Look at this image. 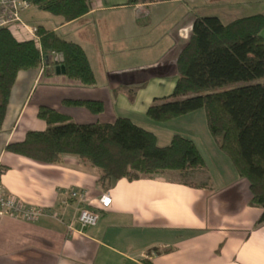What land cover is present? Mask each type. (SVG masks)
<instances>
[{
  "label": "crops",
  "instance_id": "crops-1",
  "mask_svg": "<svg viewBox=\"0 0 264 264\" xmlns=\"http://www.w3.org/2000/svg\"><path fill=\"white\" fill-rule=\"evenodd\" d=\"M89 1L90 11L78 19L43 16L47 25H36L83 46L97 83L84 86L58 73L59 56L51 55L41 67L20 71L12 88L0 130V182L8 194L46 213L34 222L1 215L0 264H264V223L259 222L264 209L251 204L249 181L217 143L208 139L209 149L197 143L191 124L163 143L176 133L196 142L208 168L189 174L165 172L103 184L101 171L76 155L47 164L7 149L29 131L49 127L39 116L42 105L77 123L124 116L146 127L153 121L148 107L175 88L177 59L196 17L217 16L227 23L264 13V0ZM68 100H97L104 109L94 113ZM82 189L100 220L84 229L77 223L70 232L67 224L78 204L70 200L66 207L61 201ZM107 192L111 205L98 207L96 200Z\"/></svg>",
  "mask_w": 264,
  "mask_h": 264
},
{
  "label": "trees",
  "instance_id": "trees-1",
  "mask_svg": "<svg viewBox=\"0 0 264 264\" xmlns=\"http://www.w3.org/2000/svg\"><path fill=\"white\" fill-rule=\"evenodd\" d=\"M39 9L70 22L87 14L89 0H32ZM264 13L223 22L217 16L196 17L191 36L177 59L178 79L172 94L151 104L149 119L168 122L204 110L208 130L242 178L249 181L251 204L264 209ZM40 45L18 40L0 28V130L12 88L22 70L35 69L58 55L65 75L94 86L96 75L79 43L38 26ZM100 113L97 100H68ZM39 116L49 127L29 131L7 149L37 162H61L65 154L101 171L99 182L137 180L165 172L206 170L196 142L176 133L160 145L154 131L124 116L113 122L77 123L42 105ZM264 223V211L259 221Z\"/></svg>",
  "mask_w": 264,
  "mask_h": 264
},
{
  "label": "built area",
  "instance_id": "built-area-1",
  "mask_svg": "<svg viewBox=\"0 0 264 264\" xmlns=\"http://www.w3.org/2000/svg\"><path fill=\"white\" fill-rule=\"evenodd\" d=\"M32 6V0H0V28L9 30L18 40H34L40 45L38 25L31 24L24 19V14ZM70 200L76 201L78 204L72 220L67 224L70 232L76 231L77 223L83 229L97 226L100 214L87 206L90 199L86 190H72L61 202L67 207ZM96 203L98 207L108 208L112 203L110 193H104L96 200ZM3 213L34 222L45 215L46 211L40 206L28 205L17 197L8 194L0 182V217Z\"/></svg>",
  "mask_w": 264,
  "mask_h": 264
},
{
  "label": "rangeland",
  "instance_id": "rangeland-1",
  "mask_svg": "<svg viewBox=\"0 0 264 264\" xmlns=\"http://www.w3.org/2000/svg\"><path fill=\"white\" fill-rule=\"evenodd\" d=\"M43 16H49L50 18H58L47 11L39 9L37 6L33 5L25 14L24 19H27L29 23H40L47 25L45 20L42 18ZM27 21V22H28ZM174 123H162L157 121H149V124H146V127H149L150 130L154 131L159 135V143L163 145L166 142V137L170 134L175 133L176 131H185L188 128V125L191 124L192 134L196 136V141L201 147L208 148L207 140L209 139L212 144H216L214 138L210 134L208 127L206 126V117L204 110L197 111L193 115H189L183 119H179L178 121H173ZM185 129V130H184ZM209 149V148H208ZM208 151V150H207ZM210 155V152H207ZM211 159V158H209ZM211 162V160L209 161ZM211 167H213L211 165Z\"/></svg>",
  "mask_w": 264,
  "mask_h": 264
},
{
  "label": "water",
  "instance_id": "water-1",
  "mask_svg": "<svg viewBox=\"0 0 264 264\" xmlns=\"http://www.w3.org/2000/svg\"><path fill=\"white\" fill-rule=\"evenodd\" d=\"M58 73L62 72L63 74L65 73V66L64 65H60L58 68Z\"/></svg>",
  "mask_w": 264,
  "mask_h": 264
}]
</instances>
